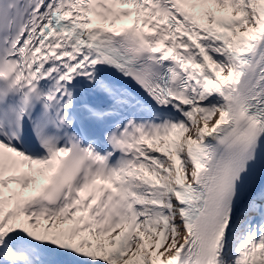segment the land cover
Masks as SVG:
<instances>
[{
    "label": "snow or ice",
    "instance_id": "obj_1",
    "mask_svg": "<svg viewBox=\"0 0 264 264\" xmlns=\"http://www.w3.org/2000/svg\"><path fill=\"white\" fill-rule=\"evenodd\" d=\"M0 264H264V0H0Z\"/></svg>",
    "mask_w": 264,
    "mask_h": 264
}]
</instances>
